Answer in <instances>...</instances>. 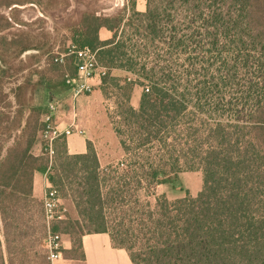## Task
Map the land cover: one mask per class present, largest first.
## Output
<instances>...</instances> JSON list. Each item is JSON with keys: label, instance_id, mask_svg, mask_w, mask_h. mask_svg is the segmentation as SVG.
<instances>
[{"label": "trees", "instance_id": "1", "mask_svg": "<svg viewBox=\"0 0 264 264\" xmlns=\"http://www.w3.org/2000/svg\"><path fill=\"white\" fill-rule=\"evenodd\" d=\"M13 1L0 0V8ZM8 27L2 18L0 32ZM74 27L72 43L96 50L107 70L101 84L121 71L125 86L132 76L146 85L138 108L121 104L120 112L134 146L120 140L124 152H156V163H138L136 177L171 186L181 173L200 171L202 188L195 197L164 193L141 213L140 229L152 241L141 256L106 224L88 146L68 155L65 138L56 140L49 167L45 156L29 154L30 143L4 154L0 145V264H52L44 240L63 224L71 248L61 255L78 253L82 264L81 237L90 233L109 234L132 264H264V0H145L143 12L83 13ZM101 28L108 40L99 39ZM36 171L56 194L66 180L75 185L69 198L78 221L65 225L64 215L50 230L43 201L32 194ZM124 200L115 194L109 203Z\"/></svg>", "mask_w": 264, "mask_h": 264}, {"label": "rangeland", "instance_id": "2", "mask_svg": "<svg viewBox=\"0 0 264 264\" xmlns=\"http://www.w3.org/2000/svg\"><path fill=\"white\" fill-rule=\"evenodd\" d=\"M108 1L110 3L112 0H74V8L68 11L69 0H14L10 7L27 3L30 6L26 10L39 12L43 17L32 22L22 20L21 25L19 24L20 28L12 26L0 34V99L11 95L13 89L21 82L24 73L16 75L15 71L29 67L26 74L31 71L37 72L33 85L40 84L32 94L36 102L45 103L51 96L66 100L65 88L67 86L64 78L65 75L73 76L71 74L75 73V59L72 55L65 54L71 46H79L72 43V37L74 26L79 23L81 15L83 13L106 14V16L118 13L126 15L129 8L135 5L133 4L134 0H128L121 9L111 13L112 11H105L109 4ZM12 7L13 9L8 13L11 19L17 20L25 17L23 16L25 11L16 6ZM8 9L7 7L0 8V25H2V18H7L5 14ZM49 21L53 23L52 30H50ZM36 46L41 49L36 50ZM24 47L29 49L27 51L29 55L22 57V48ZM56 58H62V62H56ZM10 70L13 71L12 76L9 73ZM125 75L124 72L113 71L109 78L113 77L115 81L108 79L105 84H101L100 81L99 87L96 88L99 93L83 101L82 104H78L74 100L73 106L75 105L76 109V121L82 124L83 135L89 140L87 146L94 153L99 164L100 189L104 202L106 224L110 230H113L117 240L123 238V243L130 247L132 254L139 253L144 256L147 246L152 241H146L140 229L139 220L144 219L141 213L147 207L153 209L156 198L165 192H169L171 197L174 195L173 192L184 190V185L191 190L202 187V174L200 171L183 172L180 174H184L181 178L182 181L177 177L171 186H155L150 184L148 179L136 177L140 174L138 163L145 165L156 163L154 158L156 152L153 148L154 152L146 150L139 151V154L138 151L125 153L121 147L120 140L122 139L131 148L134 147L127 140L126 135L129 133V127L122 122L121 104L137 109L141 94L145 92L146 87V85L134 84L136 80L134 76L128 79L129 85L125 86L121 82ZM116 79L118 80L116 81ZM71 103L64 104L63 111H66L67 115L70 112ZM117 131L122 132L123 136L120 137ZM51 163L48 160L49 167H51ZM70 170H72V163L68 166V171ZM67 174L68 176L66 177L64 174L63 178L72 176V173L67 172ZM68 181L70 180L68 179ZM50 188L56 193L55 188ZM56 189L60 199L58 213L61 218L49 223L51 231H53L55 223L65 220L66 215L68 220L65 225L78 221L76 210L69 198L72 193L76 194L75 185L72 182L68 184L66 180L64 187H56ZM115 194L125 197V200L120 204L114 202L110 204L109 199ZM64 215L65 218H63ZM63 228L64 224L55 233L63 236L62 250H68L71 248V244L68 236L64 234ZM66 257L75 259L67 261ZM52 264H82V262L79 260L78 253H73L71 256L68 253H62L61 257Z\"/></svg>", "mask_w": 264, "mask_h": 264}, {"label": "crops", "instance_id": "3", "mask_svg": "<svg viewBox=\"0 0 264 264\" xmlns=\"http://www.w3.org/2000/svg\"><path fill=\"white\" fill-rule=\"evenodd\" d=\"M104 1V0H103ZM70 6L67 7L68 11H71L74 8V0H69ZM109 3V1H108ZM107 3V4H108ZM113 5L111 6V4ZM134 10L137 12H143L145 10V0H135L133 3ZM12 6H16L17 8L25 11L26 18L21 17L20 19H11L9 16V12L13 9ZM9 7L8 12L5 14L7 18H5L10 27L0 32V34L12 26L20 28L21 21L32 22L37 20V18L43 17L39 12H30L26 10L30 4H23L20 6L12 5ZM110 6V7H109ZM123 3L121 0H112L106 7L105 11H112L114 13L116 10L121 9ZM5 13V12H4ZM100 15V14H98ZM102 16H106L102 15ZM20 24V25H19ZM50 30H52L53 23L49 21ZM99 39L101 41L108 40L111 37V33L101 28L98 32ZM41 47L36 46V50H40ZM29 49L22 48V57L29 55L27 52ZM29 67H23L18 71H15V74L19 75L24 73L21 78V82L18 83L17 87L13 89L11 95H7L0 99V145L3 146V154L5 150L9 147H14L15 144H19V148H25L28 143H30L29 154L34 158H41L42 150H41V130L43 126V118L44 115L48 112V104L50 102H57L59 105V109L57 111L55 120L58 124H60L61 128L68 125L72 119L75 120L76 126L83 131L82 124L76 121V109L75 105L73 106V99L69 92V89L66 87V100H60L56 97H50L47 102L39 103L34 99V95H32L36 87L40 86V84H35V78L37 76L36 71H31L26 74ZM10 75H13V71H9ZM100 81L94 79L92 84L94 89L88 95L79 96L74 102L77 101L78 104H82L83 101L88 98L94 96L99 93L96 89L99 87ZM68 102L70 105V112L67 114L66 111H63L64 104ZM88 138L84 135L80 136L77 134L71 135L65 139V148L68 155H83L87 152V142ZM4 156V155H2ZM183 175H179L180 181L183 178ZM32 183V194L34 198L43 201L46 190L50 187L46 180V175L43 172L36 171L34 172ZM182 183V182H181ZM201 188L196 190H191L187 186L184 185V190L191 196L195 197L200 191ZM165 194L169 196V192H165ZM174 194V193H173ZM175 195V196H174ZM171 197H181L184 195V192H178ZM82 249L84 252L85 261L84 264H132L128 253L126 250L122 248H116L112 246L111 239L109 234L107 233H90L84 234L81 237Z\"/></svg>", "mask_w": 264, "mask_h": 264}, {"label": "built area", "instance_id": "4", "mask_svg": "<svg viewBox=\"0 0 264 264\" xmlns=\"http://www.w3.org/2000/svg\"><path fill=\"white\" fill-rule=\"evenodd\" d=\"M123 5L128 0H121ZM135 1V0H134ZM65 55H72L75 59V74L73 76L65 75L64 82L73 100L79 96L88 94L93 91L94 86L92 81L94 79L101 80L106 75L107 70L99 66L96 57V51L88 46H71ZM63 57V56H61ZM56 62H62V58H56ZM59 109L58 103L50 102L48 104V112L43 118V128L41 132L42 138V155L52 162L54 156V143L61 138H68L71 135L77 134L82 136L83 132L75 123V120L61 128L55 120L57 111ZM60 199L50 187L46 190L43 198V209L45 214V221L47 226L52 220H58L61 215L58 213ZM63 236L60 234L48 232L44 240V247L48 251V260L52 263L61 257V250L63 249Z\"/></svg>", "mask_w": 264, "mask_h": 264}, {"label": "bare ground", "instance_id": "5", "mask_svg": "<svg viewBox=\"0 0 264 264\" xmlns=\"http://www.w3.org/2000/svg\"><path fill=\"white\" fill-rule=\"evenodd\" d=\"M113 5V3L111 4V6ZM110 7V6H109Z\"/></svg>", "mask_w": 264, "mask_h": 264}, {"label": "flooded vegetation", "instance_id": "6", "mask_svg": "<svg viewBox=\"0 0 264 264\" xmlns=\"http://www.w3.org/2000/svg\"><path fill=\"white\" fill-rule=\"evenodd\" d=\"M23 18H26V17H23Z\"/></svg>", "mask_w": 264, "mask_h": 264}]
</instances>
